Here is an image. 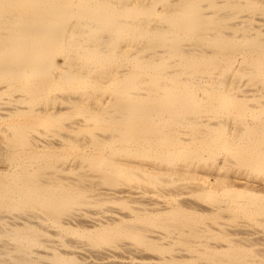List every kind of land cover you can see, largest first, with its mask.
Returning a JSON list of instances; mask_svg holds the SVG:
<instances>
[{
    "label": "bare ground",
    "instance_id": "1",
    "mask_svg": "<svg viewBox=\"0 0 264 264\" xmlns=\"http://www.w3.org/2000/svg\"><path fill=\"white\" fill-rule=\"evenodd\" d=\"M261 190L264 0H0V264H264Z\"/></svg>",
    "mask_w": 264,
    "mask_h": 264
},
{
    "label": "rangeland",
    "instance_id": "2",
    "mask_svg": "<svg viewBox=\"0 0 264 264\" xmlns=\"http://www.w3.org/2000/svg\"><path fill=\"white\" fill-rule=\"evenodd\" d=\"M232 79H234V77L232 78ZM242 82L243 83H245V84H247L248 83V78L247 77H243L242 79ZM257 86H256V84H253V85H250L249 86V88H256ZM68 92V94H70V95H72V96H75V95H78L79 94V90H71V91H67ZM106 97H110V96H108L107 94H105V95H99L98 96V101H97V103L96 104H99V102H101L103 99H105ZM77 113H75V114H73L72 115V118L73 117H77L76 119H79V118H81V115L79 116V114H77ZM76 133H78V135H77V137L78 138H80V139H84L85 138V134H84V132H82L81 130H77L76 131ZM49 134H51V135H53L54 133L53 132H49ZM86 139V138H85ZM69 147H71V146H69V144L67 145V148H69ZM73 150V151H72ZM75 152V153H74ZM77 150H74V149H72V148H70V150L68 149H66V155H67V159L66 160H68L67 161V163H69V159L71 160L72 159V157L74 156V155H77ZM78 154H79V152H78ZM70 157H69V156ZM76 158V157H75ZM218 158H221V156H218ZM213 160V159H212ZM212 160H209L208 161V164L209 163H211L212 162ZM231 160L232 159H226L225 160V162H227V164H229V166H231V168L232 169H230V171L228 172V175H233L234 174V170H237L238 168H239V170H237V176H240V177H249V178H252V179H256V180H259V178H260V174H259V172L258 171H256V172H250V171H248V170H246L244 167H240V166H238V165H236V164H234L233 162V160H232V162H231ZM156 162H158V161H156ZM142 163H146V159L144 158V159H142ZM85 168V170H83ZM87 169V170H86ZM82 170L83 171H85V172H89L90 173V171H89V168L88 167H83L82 168ZM197 170H198V173L197 174H192V176H197L198 178L197 179H201V180H205V179H209L210 177H213V175H214V173H212L209 169H208V165H197ZM248 171V172H247ZM72 175V174H71ZM189 177H191V176H189ZM224 177V176H223ZM218 178H221V177H218ZM193 180V179H192ZM189 181H191V180H187L186 182H189ZM239 185H241V183H238ZM100 187H99V186ZM242 185H245V184H242ZM95 187L97 188V189H99V188H102V187H106L105 186V184H103V183H99L98 182V184H96L95 185ZM186 190V192H187V194L185 193V192H183V193H181L180 195H179V198H182V199H184L185 200V198H186V201H184V202H187V199L189 200V199H191V200H193V201H197V200H200L199 198L200 197H196V196H192L191 195V193H190V191H188L187 189H185ZM261 191H264V190H261ZM189 193V194H188ZM261 193V192H260ZM191 195V196H190ZM192 198H194V199H192ZM195 198H197L196 200H195ZM202 200H200L199 202H201ZM109 204H111V205H109ZM111 206V207H110ZM116 206V207H115ZM107 207H110V208H112L113 210L115 209V210H117V208H118V211H123L122 210V208H121V206H119V205H114V204H112V203H107ZM261 246H262V248H261ZM260 246V248L261 249H263L264 248V245H261Z\"/></svg>",
    "mask_w": 264,
    "mask_h": 264
}]
</instances>
